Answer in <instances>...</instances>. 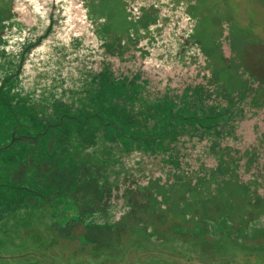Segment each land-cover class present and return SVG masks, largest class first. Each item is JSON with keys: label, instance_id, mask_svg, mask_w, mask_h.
Wrapping results in <instances>:
<instances>
[{"label": "rangeland", "instance_id": "obj_1", "mask_svg": "<svg viewBox=\"0 0 264 264\" xmlns=\"http://www.w3.org/2000/svg\"><path fill=\"white\" fill-rule=\"evenodd\" d=\"M102 74L106 86L123 79L141 85L138 97L149 103L179 102L187 95L189 105L201 103L207 112L215 106L218 118L217 123L198 124L197 131L190 125L180 129L168 153L140 148L127 153L120 141L99 140L107 153L108 178L119 188L111 221L130 210L121 198L127 186L146 187L155 179L168 183L165 202L176 203L175 192L180 197L199 189L198 199L207 203L209 213L219 204L221 208L230 190L252 203L264 199V0H0V88L9 91L11 97L3 98L15 112L21 101L38 112L52 111L54 100L74 110L85 108L92 92L103 88ZM133 106L134 113L145 108L139 101ZM3 113L0 103V125L8 127L11 116ZM4 142L0 137V147ZM95 149L90 150L97 157ZM10 154H0V264H71L57 249V224L44 208L41 187L26 182L22 199L3 195L14 191L16 163L26 164L25 156ZM175 158L177 165L165 161ZM172 208L171 222L179 218L174 210L179 206ZM218 214L211 221L218 229L210 225L215 236L206 237L204 228L200 234L203 257L210 260H201L196 252L188 259L161 236L164 248L174 250L163 252L168 256L160 253L162 245L157 251L131 246L121 258L104 254L101 264H264V211L248 225V213H236V221L230 213ZM206 241L214 247L210 252ZM237 248L259 249L261 257L219 259Z\"/></svg>", "mask_w": 264, "mask_h": 264}, {"label": "flooded vegetation", "instance_id": "obj_2", "mask_svg": "<svg viewBox=\"0 0 264 264\" xmlns=\"http://www.w3.org/2000/svg\"><path fill=\"white\" fill-rule=\"evenodd\" d=\"M97 93L96 91L92 92V95L85 100L82 105L87 109L90 107V110H92V108L95 107L94 100ZM5 95L11 97L7 89L3 93V89L0 88V100L4 99L3 96ZM4 102L6 103V107H4L3 115L6 118L11 116V122L8 127H5L6 125L4 123L0 125V137H3L5 141L4 145L0 147V154L2 155V153L6 151L5 156H8L11 149L18 147L20 140L25 139L27 135L33 137L35 134L31 130L27 132V115H19L15 112L17 110L11 107V103L5 99ZM20 105L22 106L21 109L23 111L25 110V113L27 110L26 107H32L36 110L39 117L42 116L46 120L56 118L57 113H61L60 110L64 111L62 114L67 115L75 114V112L78 111H87L85 108L74 110L59 100L53 101L51 106L52 111L49 110L50 112L44 110L38 112V109L27 104L25 101H21ZM7 106L10 107V110L7 109ZM64 119L65 117L62 118V120ZM57 124L58 123H53L52 125ZM98 134L101 135L100 133ZM170 144V139H167L162 144L163 149L153 151L140 148L139 150L153 153H168L171 152ZM102 145L103 144L99 143L98 140L92 145L84 144L76 146L74 133L73 136H71L69 146L71 147V152L75 154L81 151L83 152L82 158L86 159L84 162L82 159L79 163V166L84 168L85 171H83V173L85 175H78V183L72 179L74 175L70 171L67 169L59 170V164H53L50 160L40 163L35 173H33V168L29 167V162H32L33 158L29 159L24 157L26 164L24 167H21V174H18V169L16 172H13L14 175L12 177L16 180L20 179L21 176L34 177V175H36L40 182V186H43L47 181H50L54 186L53 189L50 187L41 188L42 192L43 190H49L48 192L45 191L46 194L42 193L43 198L41 201L45 209L52 211L50 218H53L55 220L54 223L57 224V249L59 253L66 255V258L70 260L71 264L82 263L84 259H86V264L92 262V264H101L100 258H103L105 256L104 254H111L112 257L119 255L121 258L124 254H127L125 251H129L131 246H136L135 248L139 250H151L146 246H152L155 248V251H157V247L162 245L164 251H162L160 247L162 251L160 253L168 256L163 252H165V250L170 252L174 251L169 248H171L170 246L172 245H176L180 249L175 250L176 253L182 250L185 254L184 257L193 259L191 256L195 255L196 252L199 254L201 260H203L204 244L201 243L200 234L204 228V231L207 233L206 237H208L209 234L213 237L215 236V234L212 235L210 231V225H216L218 229L216 222H211L217 219L218 211L211 210L210 213L207 211L202 212V205L204 202L202 199H198L202 194L199 192V189H196L192 194H188V192L184 191L183 195L180 197L178 192H175L177 195L175 199H178V201L180 200L181 203L178 201L172 203L165 202L168 201V196L165 194L170 192L168 183H161V181L155 179L153 182H149L146 187L139 184H135V187L127 186L125 190L122 191L123 194L121 198L126 200V204L129 206L130 210L124 214L118 222L115 220L111 221L110 215L112 211L111 203L114 198L113 194L115 189L119 188L113 187V184L116 186H118V184L110 181L108 178L106 168L108 167L106 165L108 160L106 156L107 153L104 148L102 149ZM93 146L98 148L94 150V155L97 157H94L91 153L92 150L90 149ZM165 146H167L168 149H166ZM138 148L139 147H134L131 150L123 149L129 153ZM75 149H78V151ZM5 156L3 155V157ZM169 158L171 157L169 156ZM165 161H170L175 165L179 164V160H176V158L172 160L165 159ZM67 164L66 167L69 168ZM91 177L98 181L99 187L95 188V190L88 187V181ZM181 182L182 179L180 182L175 180L170 186L177 185ZM25 183L26 181L21 184L24 190ZM158 195H161V197L158 198ZM162 195H165V199L162 198ZM155 200H159L160 202L155 203ZM55 206L57 209H54ZM173 206H179V208H174V210L178 211L179 218L174 217L176 220L171 222ZM204 217L207 218V223L203 222ZM178 233H181V235H178ZM161 236L165 238L166 242L169 241L170 246L168 248H164L167 247V243L163 244ZM139 237H142L143 240L138 241ZM71 240H75L77 244ZM59 241H61V245H59ZM63 248L67 249L68 252L63 251ZM210 248L212 249L214 247L206 241L205 249L207 252H210ZM200 258L198 257L197 259ZM115 259L119 258H114L113 260ZM205 259H209V257H205L204 260Z\"/></svg>", "mask_w": 264, "mask_h": 264}, {"label": "trees", "instance_id": "obj_3", "mask_svg": "<svg viewBox=\"0 0 264 264\" xmlns=\"http://www.w3.org/2000/svg\"><path fill=\"white\" fill-rule=\"evenodd\" d=\"M100 79L103 81V88L97 93L94 100L96 105L92 108L94 110L91 112L78 111L75 112V114L67 115L62 114L64 111L60 110L61 113L58 112L56 118L46 120L42 116L39 117L36 110L32 107H26L27 110L25 113V110L23 111L20 105L18 114H24L28 117L26 122L28 124L27 132L31 130L35 135L33 137L27 135L25 139L20 140L18 147L11 149L12 154L10 155L20 158L24 156L29 159L33 158L32 162H29V167L33 168V173H35L36 168H38L39 164L42 162L50 160L53 164L58 163V169H67L70 171L74 175L72 179L78 183V175L81 174L84 176L85 174L83 171L85 170L82 166H79V163L83 159V152H79L78 149H75L78 152L73 154L71 152V147H69L73 133L76 146L84 144L92 145L101 139L107 143H116L120 141L125 150L139 147L145 150L156 151L158 149H163L162 144L167 139H170V143L177 141L180 129H183L186 125H190L193 130L197 131L198 124L205 125L204 123L206 122L207 125L218 122V118L214 116L216 112L215 106L210 107V111L207 112V110L201 106V103L197 102L189 105L190 102L188 101L187 95H184L182 98L184 100L179 102L166 98L158 100L157 102L155 101L154 103H149L146 99L138 97L142 86L135 84L133 81L127 84L125 83L127 81L124 79L122 81L113 80L112 84L106 86L105 81L108 79L107 75L102 74ZM198 93L199 90H196L195 94L197 95ZM197 97H199V102L204 100V97ZM136 101H139L142 108L143 105L145 106L143 112H133V105ZM0 103L6 107L4 99H2ZM179 104L181 105L180 107L178 106ZM200 112L206 115L204 119L200 118ZM61 117H65V121L62 120ZM150 120L153 121V125L151 126L148 123ZM53 123L58 124L52 125ZM100 131L103 132L101 135L98 134ZM165 147L168 149L167 146ZM3 155L4 152L1 156L3 157ZM6 157L7 156L3 158ZM85 160L86 159H83V162ZM66 164L69 165V168L66 167ZM21 167H24V163L22 160H19L13 172H16L18 169V174H21ZM21 178L16 180L12 177L11 180L14 183L12 189L14 191L11 190L10 194L5 193L3 195L6 197L10 195L12 198L16 197L22 199L24 197L23 191L26 189L24 190L21 184L25 181L29 183L28 185L31 188L35 189L40 187L54 188L50 181L40 186V182L36 175H34V177L21 176ZM88 182V187L92 190L99 187L98 181L95 178L91 177ZM31 188L28 189L30 193L32 192ZM45 191L48 192L49 190H43V192H41L46 194ZM229 194L230 197L224 200L225 203H221V208L219 204V209H216L218 213H230L229 218L232 219L233 217L234 220L236 219V213H248L250 218L246 221V225L249 224V221H257L259 219L261 216L260 214L264 211V199L260 198L256 203H252L251 200L242 198L240 194L234 193L233 190H230ZM240 205L248 206L250 211L249 208H244ZM229 209H231L230 212L227 211ZM207 210L206 203L204 202L202 205V212H206ZM243 223H245V221H243ZM257 242L259 243V241ZM238 250H240V248H237L231 252V254H228V256H221L219 259L245 254L246 260L249 261L250 259L261 257L259 254L262 252L259 249L249 251L241 249V252ZM114 261L119 260L115 259Z\"/></svg>", "mask_w": 264, "mask_h": 264}]
</instances>
